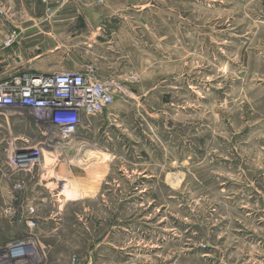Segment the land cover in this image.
Returning <instances> with one entry per match:
<instances>
[{"label": "rangeland", "instance_id": "1", "mask_svg": "<svg viewBox=\"0 0 264 264\" xmlns=\"http://www.w3.org/2000/svg\"><path fill=\"white\" fill-rule=\"evenodd\" d=\"M92 5L118 93L65 147L0 109V264H264V0ZM57 13L76 18L36 52L70 66L86 25ZM26 145L42 163L13 172Z\"/></svg>", "mask_w": 264, "mask_h": 264}, {"label": "built area", "instance_id": "2", "mask_svg": "<svg viewBox=\"0 0 264 264\" xmlns=\"http://www.w3.org/2000/svg\"><path fill=\"white\" fill-rule=\"evenodd\" d=\"M26 1L47 4V0ZM92 1L101 6L106 0ZM0 16H4L2 8ZM17 38L18 33L12 30L0 42V71L3 53ZM117 93V81L102 78L93 63L85 64L78 71L47 74L15 71L0 79V109L30 111L41 136L65 147L77 133L81 120L105 112ZM43 125L49 130L42 129ZM22 142L28 144L27 140ZM42 146L26 145L12 150L7 159L8 167L13 172H31L36 163H42ZM29 213L34 214L33 208H29Z\"/></svg>", "mask_w": 264, "mask_h": 264}, {"label": "crops", "instance_id": "3", "mask_svg": "<svg viewBox=\"0 0 264 264\" xmlns=\"http://www.w3.org/2000/svg\"><path fill=\"white\" fill-rule=\"evenodd\" d=\"M91 0H47L44 5L39 1L28 2L26 0H0V8L4 16H0V42L15 30L18 33L16 43L3 53V69L0 71V79L7 75L19 72H31L47 74L52 71L64 70L68 67L64 62L56 61L57 54L53 51L37 53V40L41 37L52 40L57 38L60 32L64 31L70 21L76 16L57 13L58 8H76L77 12L82 11L80 19L86 25L85 48L80 53V58L69 66V71H78L88 63L96 65L97 69L103 57L108 56L114 48L109 38H114V30L102 24L109 22L115 17L112 14L95 13ZM49 8V11H46ZM93 10V13H90ZM79 15V13H78ZM77 15V16H78ZM79 17V16H78ZM112 35L111 37H109ZM54 73V72H52ZM105 76H112L106 75Z\"/></svg>", "mask_w": 264, "mask_h": 264}, {"label": "water", "instance_id": "4", "mask_svg": "<svg viewBox=\"0 0 264 264\" xmlns=\"http://www.w3.org/2000/svg\"><path fill=\"white\" fill-rule=\"evenodd\" d=\"M130 3H134L136 2L137 0H128Z\"/></svg>", "mask_w": 264, "mask_h": 264}, {"label": "bare ground", "instance_id": "5", "mask_svg": "<svg viewBox=\"0 0 264 264\" xmlns=\"http://www.w3.org/2000/svg\"><path fill=\"white\" fill-rule=\"evenodd\" d=\"M95 157V156H94Z\"/></svg>", "mask_w": 264, "mask_h": 264}]
</instances>
